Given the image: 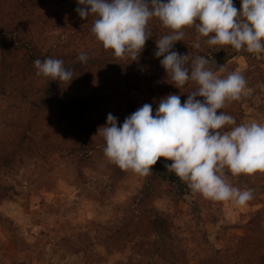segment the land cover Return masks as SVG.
Wrapping results in <instances>:
<instances>
[{
	"label": "rangeland",
	"instance_id": "1",
	"mask_svg": "<svg viewBox=\"0 0 264 264\" xmlns=\"http://www.w3.org/2000/svg\"><path fill=\"white\" fill-rule=\"evenodd\" d=\"M77 7L78 0L0 3V186L14 189L0 203V264H236L240 256L264 255V172L234 176L225 169L231 185L253 190V199L237 206L153 169L147 176L123 170L105 156L98 129L107 115L122 125L144 100L106 67V49L91 30L96 17L81 19ZM29 41L41 54L86 53L100 61L44 102V79L21 48ZM233 71L251 91L218 111L237 124L264 123V52L238 56L216 73ZM78 98L90 99L86 109L66 108ZM156 215L167 220L164 235ZM246 244L251 251L241 253Z\"/></svg>",
	"mask_w": 264,
	"mask_h": 264
},
{
	"label": "clouds",
	"instance_id": "2",
	"mask_svg": "<svg viewBox=\"0 0 264 264\" xmlns=\"http://www.w3.org/2000/svg\"><path fill=\"white\" fill-rule=\"evenodd\" d=\"M241 5L238 12L233 0H78L75 11L81 19L95 15L91 30L103 47L132 61L138 60L152 38L149 21L157 18L172 34L157 37L155 57H163L160 64L175 87L196 85L183 104L177 94L160 98L155 115L149 103L127 116L122 125L109 113L98 132L102 129L104 154L111 162L147 176L163 157L172 161L164 164L167 171L187 182L193 193L237 206L253 199L252 189H238L226 180L225 169L234 176L264 172V123L237 124L233 116L218 111L226 101H238L251 91L245 77L238 71L221 77L210 64L215 63L219 71L224 65L218 66L214 59L174 50L175 43L184 39L182 29L194 25L199 36L209 37L210 46L264 52V0H241ZM193 47H200L199 37ZM88 59L86 53L77 57L83 63ZM33 63L37 75L73 80V71L61 59Z\"/></svg>",
	"mask_w": 264,
	"mask_h": 264
},
{
	"label": "trees",
	"instance_id": "3",
	"mask_svg": "<svg viewBox=\"0 0 264 264\" xmlns=\"http://www.w3.org/2000/svg\"><path fill=\"white\" fill-rule=\"evenodd\" d=\"M5 0H0L2 3ZM166 2V0H164ZM234 6L237 8L238 12L241 10V0H233ZM80 25H87L86 23H81ZM149 27L153 31L152 38L146 41L145 47L138 58V60L132 61L129 57H116L114 55V51L112 49H106V67H108L111 71L116 73L117 76L121 77L124 82L135 84L137 87V91H141L142 98L144 100L143 104L149 103L152 104L153 110L158 107L159 100L162 97H166L168 94H177L180 95L182 100L187 99V93L193 91L196 87L194 82H189L182 88H177L173 85V81L170 75H167V72L160 64V58H156L154 53L156 51V43L155 40L157 37L172 34V30L164 27L162 23L157 19L153 18L149 21ZM79 30H84L82 28H78ZM184 32V39L183 41H178L174 45V50L181 53V54H189L191 57H196L199 55H204L205 57L209 58L210 60H215L217 65H225L226 63L230 62L234 58L238 56H248V52L246 51V47L241 49L240 51L235 50L230 45H208L206 43L209 37L199 36V33L196 31L195 26H188L182 29ZM199 37V48H194L193 43L197 41ZM25 44L21 47L26 51V54L32 55L31 66H34V60L40 59L43 61L46 58H53L59 59V57H54L49 53L41 54L38 48L32 42H24ZM7 49V48H6ZM64 61V66L66 69L73 71V76L76 73H80L84 70L92 68L100 61V58H89L87 63L80 62L79 60L72 58H60ZM210 67L213 69L214 72H217V66L215 63L210 64ZM35 72H37L35 68ZM43 77L45 84L43 85L42 90V97L44 102L50 101L48 100L52 94L57 92L62 84L66 81H60L59 79L53 80L51 77ZM4 91V90H3ZM34 93V92H33ZM37 95V93L33 94ZM39 95V94H38ZM55 95V94H54ZM198 99L203 100L202 97H198ZM60 103L65 101L62 97L58 99ZM90 99H71L66 105L67 109L78 110V109H86ZM66 103V102H65ZM68 116L70 113L67 114ZM24 143V138L21 139V144ZM153 174H156L161 179L173 182V183H180L181 180L174 172H169L164 167V164L157 161L155 165L152 166ZM183 184L184 181H181ZM13 188H6L4 186H0V203L12 198L10 191H13ZM262 212H258L255 216L256 219L260 217ZM153 224L155 228L160 231L162 235L167 233V220L160 215H156ZM251 229V226H250ZM264 230V229H263ZM249 239L247 237L240 238L239 240L243 243V240ZM256 242V241H254ZM252 245L253 243L250 242ZM244 251H240L241 253L250 252L251 247L250 244H246L243 246ZM240 253V255H241ZM239 256V255H238ZM236 264H264V255L259 257H252V256H240L238 257V262Z\"/></svg>",
	"mask_w": 264,
	"mask_h": 264
}]
</instances>
